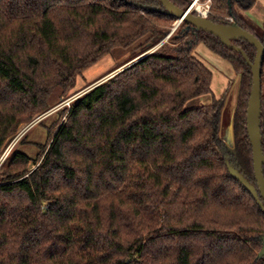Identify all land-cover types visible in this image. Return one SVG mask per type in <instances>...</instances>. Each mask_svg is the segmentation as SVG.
I'll use <instances>...</instances> for the list:
<instances>
[{
    "label": "trees",
    "instance_id": "1",
    "mask_svg": "<svg viewBox=\"0 0 264 264\" xmlns=\"http://www.w3.org/2000/svg\"><path fill=\"white\" fill-rule=\"evenodd\" d=\"M137 3L162 6L0 0V151L22 121L51 107L56 87L69 89L114 49L131 54L119 68L161 42L177 18ZM256 3L211 0L208 18L236 22L264 45V23L243 14ZM201 42L242 76L233 145L223 137L229 89L188 105L212 91L213 72L194 54ZM233 42L255 59L254 45ZM170 43L79 97L37 158L11 153L0 179V264H264V210L229 170L257 187L252 68L188 21ZM261 80L264 150V58Z\"/></svg>",
    "mask_w": 264,
    "mask_h": 264
},
{
    "label": "rangeland",
    "instance_id": "2",
    "mask_svg": "<svg viewBox=\"0 0 264 264\" xmlns=\"http://www.w3.org/2000/svg\"><path fill=\"white\" fill-rule=\"evenodd\" d=\"M194 1L195 0H190V3H193ZM198 4V9L194 7L192 11L208 17L211 10V0H198ZM206 9H209V12H206ZM202 12L206 14L204 15ZM243 14L249 19L252 25H263L264 0H257L254 7L249 11L243 12ZM180 25L181 23L178 24V21L168 24V34L149 52L159 48L164 43L172 42ZM147 53H144L117 68L116 66L127 61L131 54L128 50L123 48L114 49L101 61L86 68L80 75H78L75 84L69 89L56 87L50 98L51 107L46 111L34 112L32 118L22 121L17 132L10 138L6 147L0 151V179L3 177L2 166L7 162L9 156L14 150L23 151L29 154L32 158H37L41 148L49 146V143L51 142L50 135L55 132L61 123L67 121L68 112L79 97L96 85L111 78V75L123 67H127V65L133 63V61H137ZM194 54L200 60L203 59L207 67L213 72V83L211 92L190 100L188 105H207L215 99L220 98L226 90L229 89L228 103L224 113L223 122V137L225 138L226 135L224 134H226V130L229 129V126H231L233 122V114L236 108L242 76L229 60L210 50L205 43L201 42L198 44ZM227 111L229 113H227ZM227 141L229 142L228 139Z\"/></svg>",
    "mask_w": 264,
    "mask_h": 264
},
{
    "label": "water",
    "instance_id": "3",
    "mask_svg": "<svg viewBox=\"0 0 264 264\" xmlns=\"http://www.w3.org/2000/svg\"><path fill=\"white\" fill-rule=\"evenodd\" d=\"M160 2L162 4L161 7H151L142 5L141 3H137V5L149 7L151 9H155L160 12L173 15L177 18L178 24L182 23L183 21H188L197 28L205 30L217 36L225 45L234 48L238 52L242 53L252 68L253 86L247 108V131L253 149V165L257 187L250 183V181L236 168L229 166V170L232 176L238 179L244 185V187L252 193L254 198L264 210V150L262 135L263 104L261 80L262 63L264 58V45L254 33L241 27L236 22H214L208 17L202 16L200 14H195L194 11H192L193 3H191L189 8L182 9L175 5L171 0H160ZM235 39H243L256 47L257 53L253 61L250 59V57L242 47L238 46L233 42V40ZM135 62L136 60L133 61V63ZM131 64L127 65V67ZM127 67H123L113 75L117 74L118 72L124 70ZM226 131L227 132L224 135H226L227 138L225 137V140L227 141L228 139L229 142H227L229 143V145H233V124L229 126V129ZM259 256H264V245L261 251L259 252Z\"/></svg>",
    "mask_w": 264,
    "mask_h": 264
},
{
    "label": "bare ground",
    "instance_id": "4",
    "mask_svg": "<svg viewBox=\"0 0 264 264\" xmlns=\"http://www.w3.org/2000/svg\"><path fill=\"white\" fill-rule=\"evenodd\" d=\"M192 7H193V8L196 7V8L198 9L199 4H198V2H197L196 0H195V2L193 3V6H192ZM193 8H192V9H193Z\"/></svg>",
    "mask_w": 264,
    "mask_h": 264
},
{
    "label": "built area",
    "instance_id": "5",
    "mask_svg": "<svg viewBox=\"0 0 264 264\" xmlns=\"http://www.w3.org/2000/svg\"><path fill=\"white\" fill-rule=\"evenodd\" d=\"M194 2H195V1H194ZM194 2H193V3H194ZM208 6H209V5H208ZM192 8H193V7H192ZM206 12H209V9H206ZM202 13H203V12H202ZM203 14L205 15L206 13H203Z\"/></svg>",
    "mask_w": 264,
    "mask_h": 264
},
{
    "label": "crops",
    "instance_id": "6",
    "mask_svg": "<svg viewBox=\"0 0 264 264\" xmlns=\"http://www.w3.org/2000/svg\"><path fill=\"white\" fill-rule=\"evenodd\" d=\"M201 60L205 63V61L203 59H201ZM212 83H213V81H212ZM227 113H229V112L227 111Z\"/></svg>",
    "mask_w": 264,
    "mask_h": 264
},
{
    "label": "flooded vegetation",
    "instance_id": "7",
    "mask_svg": "<svg viewBox=\"0 0 264 264\" xmlns=\"http://www.w3.org/2000/svg\"><path fill=\"white\" fill-rule=\"evenodd\" d=\"M198 2V0H196Z\"/></svg>",
    "mask_w": 264,
    "mask_h": 264
}]
</instances>
